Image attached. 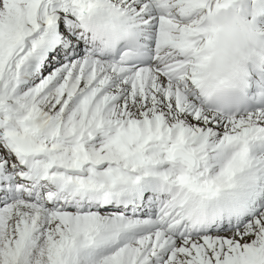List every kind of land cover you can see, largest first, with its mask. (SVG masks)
<instances>
[{"label": "snow or ice", "instance_id": "snow-or-ice-1", "mask_svg": "<svg viewBox=\"0 0 264 264\" xmlns=\"http://www.w3.org/2000/svg\"><path fill=\"white\" fill-rule=\"evenodd\" d=\"M0 264H264V0H0Z\"/></svg>", "mask_w": 264, "mask_h": 264}]
</instances>
